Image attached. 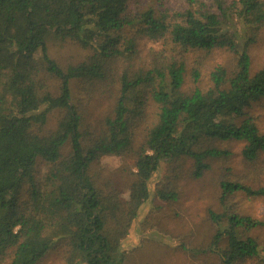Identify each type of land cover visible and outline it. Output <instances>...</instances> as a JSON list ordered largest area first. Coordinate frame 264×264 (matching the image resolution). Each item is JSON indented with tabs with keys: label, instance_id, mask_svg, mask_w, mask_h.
Segmentation results:
<instances>
[{
	"label": "trees",
	"instance_id": "trees-1",
	"mask_svg": "<svg viewBox=\"0 0 264 264\" xmlns=\"http://www.w3.org/2000/svg\"><path fill=\"white\" fill-rule=\"evenodd\" d=\"M210 2L128 13L129 0H0V263L38 264L65 242L72 257L65 264H124L120 244L161 164L189 158L192 178L200 179L210 162L230 156L216 143L241 144L246 169L223 168L221 203L236 192L264 197V189L243 183L264 174V134L252 117L237 123L264 101V68L253 73L248 53L264 26V0ZM51 39L91 54L63 70L49 55ZM144 39L163 50L141 57ZM218 51L234 55L236 64L231 71L213 66L202 83L205 59ZM42 73L59 82L57 96L40 92ZM74 83L88 100L107 103L98 126L86 127ZM52 111L61 118L45 131ZM142 127L129 201L122 204L115 192L104 197L91 167L129 152ZM38 161L51 166L41 184ZM155 195L176 198L160 189ZM209 217L216 227L210 251L220 264H264L263 247L239 233L259 223L233 213Z\"/></svg>",
	"mask_w": 264,
	"mask_h": 264
},
{
	"label": "rangeland",
	"instance_id": "rangeland-1",
	"mask_svg": "<svg viewBox=\"0 0 264 264\" xmlns=\"http://www.w3.org/2000/svg\"><path fill=\"white\" fill-rule=\"evenodd\" d=\"M210 5V0H202ZM235 0H227L231 4ZM153 7L156 11H181L187 7L186 0H129L127 11L135 13ZM255 42L249 48L251 71L257 72L264 68V26L254 37ZM50 57L62 68L76 66L87 60L91 54L71 41L48 42ZM150 49L157 52L163 50L160 44H150L141 41L140 56L147 57ZM194 58V57H193ZM192 56H190V63ZM236 64V58L224 51H218L207 57L202 70V83L206 81L209 70L213 66H222L231 71ZM206 83V82H205ZM204 83V84H205ZM40 92H48L57 96L59 82L54 78L40 74ZM74 102L78 103L84 113L86 127L98 126V122L108 112L106 102L88 100L85 94L72 84ZM60 111H52L48 115L45 131L55 130L61 118ZM252 117L260 131L264 134V101L252 104L245 110V117ZM145 131L139 130L131 150L122 156H104L93 164L89 177L95 187L104 197L117 195L122 204L129 201L130 187L134 183L135 162L142 149ZM220 150L228 151L227 159L210 162V169L200 179L191 176L193 162L189 158H181L176 162L161 164L160 173L153 177L150 183L151 196L131 224L129 232L122 240L119 252L123 253L124 264H220L217 255L210 251L212 238L216 227L210 220L209 213L217 215L233 213L238 216L249 217L259 223L251 230L240 229V238L250 237L264 249V197H248L242 192L230 195L225 203L220 201V182L225 179V171L229 167L244 172L239 143H216ZM67 143L62 149L63 157L70 154ZM51 169V166L38 161L35 170L36 181L41 184ZM236 172V171H235ZM253 189H264V174L249 177L243 181ZM157 189L170 191L175 195L174 200L162 201L155 195ZM115 192V194H114ZM226 225V221H223ZM226 240L220 243L225 249ZM70 248L65 242H57L50 252L38 264H65L71 260ZM253 261L252 264H256ZM8 264V261L0 263ZM250 264V263H246Z\"/></svg>",
	"mask_w": 264,
	"mask_h": 264
}]
</instances>
